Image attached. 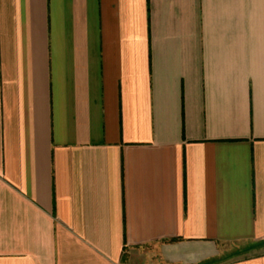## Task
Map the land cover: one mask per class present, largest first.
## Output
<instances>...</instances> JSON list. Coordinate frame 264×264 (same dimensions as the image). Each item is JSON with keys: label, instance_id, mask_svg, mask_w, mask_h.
I'll use <instances>...</instances> for the list:
<instances>
[{"label": "crops", "instance_id": "1", "mask_svg": "<svg viewBox=\"0 0 264 264\" xmlns=\"http://www.w3.org/2000/svg\"><path fill=\"white\" fill-rule=\"evenodd\" d=\"M264 264V0H0V264Z\"/></svg>", "mask_w": 264, "mask_h": 264}, {"label": "rangeland", "instance_id": "2", "mask_svg": "<svg viewBox=\"0 0 264 264\" xmlns=\"http://www.w3.org/2000/svg\"><path fill=\"white\" fill-rule=\"evenodd\" d=\"M129 264V263H128Z\"/></svg>", "mask_w": 264, "mask_h": 264}]
</instances>
